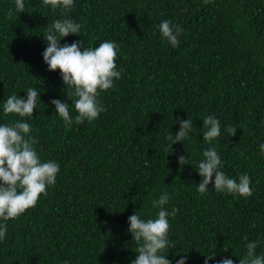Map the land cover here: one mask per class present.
Instances as JSON below:
<instances>
[{"label":"trees","instance_id":"1","mask_svg":"<svg viewBox=\"0 0 264 264\" xmlns=\"http://www.w3.org/2000/svg\"><path fill=\"white\" fill-rule=\"evenodd\" d=\"M0 0V124L29 123L42 162L60 166L56 184L36 206L6 222L0 264H131L138 244L128 218L156 219L152 206L167 193V248L161 253L177 264H208L230 258L233 264L256 241L264 255V0H74L65 17L42 0ZM81 25L79 35L61 45L82 49L104 41L119 45L113 87L100 92L107 109L93 122L66 128L51 104H69L71 91L59 70L50 72L42 53L43 35L57 19ZM170 20L183 33L178 47L162 39L159 24ZM38 91L32 117L5 115L3 104L27 89ZM220 121V135L203 140V119ZM179 120L190 119L189 137L169 147ZM237 128L230 136L226 128ZM215 148L225 175L247 174L252 196L219 193L209 184L197 191L203 152ZM187 163L180 166L179 156ZM0 223H5L0 220ZM247 237V239H245ZM227 250V251H225Z\"/></svg>","mask_w":264,"mask_h":264},{"label":"clouds","instance_id":"2","mask_svg":"<svg viewBox=\"0 0 264 264\" xmlns=\"http://www.w3.org/2000/svg\"><path fill=\"white\" fill-rule=\"evenodd\" d=\"M212 0H204L205 4ZM44 6H50L52 10L60 9L67 17L74 6V0H42ZM15 8L9 9L7 15L14 12H24V0H14ZM162 39L168 41L172 47H178V37L183 33L182 27L173 24L170 20H164L159 24ZM81 25L71 18L57 19L48 27L43 35L46 49L42 53L43 61L48 66V71L59 70L62 82L71 91L67 98L74 97L71 103L74 105L76 115H70L69 104L53 99L51 104L55 106V112L62 118L64 126L71 128L73 123L83 124L95 121L102 112L107 111L99 100L100 92L113 87L114 80H119L122 73L116 70V57L119 45L112 41H104L98 47L82 49L81 42L61 45V39L70 35H79ZM26 99L17 94L9 96L3 104V112L7 116L15 114L18 117H32L36 109L38 91L28 88ZM179 131L173 136H166L173 144L183 142L189 137L192 130V121L179 120ZM203 140L211 144L220 135V121L213 116L203 119ZM226 131L230 136H235L237 128L229 126ZM36 139L31 135L29 123L15 121L11 124H0V241L4 240L7 233L6 222L14 220L24 214L28 209L34 208L43 194L48 195L47 188L56 184L60 166L54 160L42 162L35 149ZM261 154L264 155V143L259 145ZM178 163L184 166L187 163L186 156H179ZM222 161L216 149L208 148L203 152V160L198 165V174L202 181L197 186V191L204 194L210 183L219 193L235 194L243 198L252 196L250 187L251 179L247 174L237 180L229 178L223 171ZM168 195L164 193L158 200L152 201L154 208H159L156 219L147 221L140 218L137 212L128 218V232L132 240L138 244L136 258L131 264H171V261L161 253L169 244L168 217H174L177 209L171 212L165 210ZM247 239V237H245ZM256 241L246 244V254L239 259V264H264V255H256ZM227 251V250H225ZM215 255H207L205 264ZM187 256H182L177 264H186ZM218 264H233L230 258H222Z\"/></svg>","mask_w":264,"mask_h":264}]
</instances>
